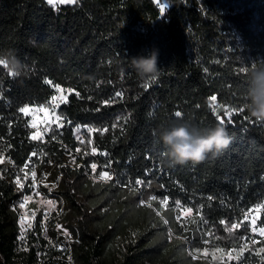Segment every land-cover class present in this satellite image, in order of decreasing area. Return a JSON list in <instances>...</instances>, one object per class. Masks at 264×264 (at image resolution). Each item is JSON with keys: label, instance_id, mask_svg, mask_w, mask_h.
Segmentation results:
<instances>
[{"label": "trees", "instance_id": "16d2710c", "mask_svg": "<svg viewBox=\"0 0 264 264\" xmlns=\"http://www.w3.org/2000/svg\"><path fill=\"white\" fill-rule=\"evenodd\" d=\"M168 2L161 15L154 0H79L58 8L47 0H0V52L11 50L26 65L19 76L0 65V264H40L42 256L63 258L53 264H69V256L73 264H211L187 251L191 241L194 251L203 249L198 229L211 230L214 245L225 250L244 242L236 238L246 237L244 228L231 237L225 229L264 203V123L244 119L246 110L234 114L224 125L230 146L195 165L170 164L154 133L181 120L200 129L219 124L210 107L213 95L218 104L244 108L247 70L264 62V0ZM153 50L161 73L143 81L130 59ZM57 84L73 90L65 91L68 102L58 109L63 126L44 142L33 141L30 119L20 108L47 105ZM90 127L108 130L88 132ZM110 163L115 180L90 178L109 171ZM35 166L54 176L60 220L72 240L53 224L47 236L54 245L41 227L20 239L24 194L16 180ZM136 179L145 181L143 192L130 188ZM152 196L175 237L168 239L161 217L141 205ZM165 197L169 209L158 202ZM177 200L193 209L187 229L175 221ZM131 230L137 237L125 247L130 255L116 260L112 240ZM237 264L261 262L248 252Z\"/></svg>", "mask_w": 264, "mask_h": 264}, {"label": "clouds", "instance_id": "9594fccd", "mask_svg": "<svg viewBox=\"0 0 264 264\" xmlns=\"http://www.w3.org/2000/svg\"><path fill=\"white\" fill-rule=\"evenodd\" d=\"M0 60L7 61L8 70L16 76L26 71V65L11 50L0 52ZM130 61L141 80L155 81L160 76L157 50H153L148 56L133 57ZM246 79L248 86L244 109L250 119L264 123V62H253L247 70ZM154 135L158 136V142L164 145L168 161L173 165L189 162L199 164L206 160L209 154L215 156L227 149L233 139L223 124L200 129L190 120H181L168 128L158 130Z\"/></svg>", "mask_w": 264, "mask_h": 264}, {"label": "rangeland", "instance_id": "374dc122", "mask_svg": "<svg viewBox=\"0 0 264 264\" xmlns=\"http://www.w3.org/2000/svg\"><path fill=\"white\" fill-rule=\"evenodd\" d=\"M154 2L159 6V4L156 2V0H154ZM161 3L165 4V10L169 7V2L168 0H160ZM56 95L59 97L60 95H64V96H68V94L66 92L63 93H56ZM51 103V101L43 106L45 108H47V111H40L39 109L42 106H34V107H28L29 109H36V111H30L29 114H27L26 116L30 118L31 120V125L33 123H35L37 125L36 128L31 127L32 129V134H31V139L33 134H37V129H39V135L42 136V139L40 140H33L36 142H44L46 136L48 135H53V133H55L56 131L60 130L63 126V122L62 119H60L59 121H56L55 123H52V121L55 119V115H59L58 114V109L59 107L63 104L61 103L59 105V107L56 109V113L55 115L52 113L51 108L48 107V105ZM51 128V131H47L45 132L44 129L45 128ZM77 137L83 141V139L81 138V132H79L77 134ZM81 149V148H79ZM87 151H84V155L87 154ZM79 167H81V165H79ZM35 171V184L33 186V177H32V171ZM27 173V179H25V174ZM92 173H97V167L95 172ZM97 175H91V179L95 182H101V183H106L104 181H100L98 179H94V177H96ZM21 183L24 184V187L20 190L23 191L24 196L25 195H29L32 196V200L29 201L25 208H20L19 204L23 201V198L21 199V201L18 204V209H19V213L20 216L23 215L25 212L28 213V217L29 220L26 222L25 227L27 229L25 235L30 231L35 233V228H42L43 231V237L51 244L54 245V241L51 239V237L47 236V226L48 224H53L54 226L57 227L58 230L63 231V236L64 237H71V234L68 232V230L65 228V224H63L64 222L60 219H62V217L60 218V215L62 213V201L58 198V193H56L57 190V183L54 182V176L52 175V173L47 170V169H40L39 167H31L29 169H26L24 171L23 177L19 178ZM112 180L113 177H112ZM27 190H29V194L27 193ZM23 196V197H24ZM51 200L54 201V207H49V205L46 203V201ZM102 200H96L94 201L95 204H100ZM149 202V201H148ZM142 205V204H141ZM148 207V206H147ZM33 212L35 213L34 217H33ZM27 223H31L32 227L29 229L27 228ZM65 233H67L68 235H65ZM131 233V236H130ZM131 239H135L137 237V231L136 230H131L129 232V235L127 233L125 234H119L117 235L111 243V255L114 256V258L116 260H123L124 257L130 255V253L127 251V249L125 248L126 245L128 244V240ZM245 242H242V244H244ZM261 246H264V240H262L261 242H257L255 244V248L259 249ZM65 245H61L59 247L60 250L65 251ZM193 248V246H192ZM203 248V247H202ZM203 249H200V253H196V255L200 258L199 260H206V259H210L211 260V264H237L241 259L244 258V256L247 254V250L244 251L243 256L240 259H229L227 256V253L229 251L232 250H225V252L223 254L219 253V252H215L214 247L210 248L208 247V253L205 256L203 254ZM236 251L232 252L233 256H236L239 251L240 248H235ZM68 250H69V246H68ZM194 252V250H192ZM264 254V253H262ZM216 256V259H213V256ZM62 257H57V258H53L50 259L47 256H42V258L40 259V264H53L54 262L58 263L62 261ZM66 262L69 264H73L71 261L70 256L66 259Z\"/></svg>", "mask_w": 264, "mask_h": 264}, {"label": "snow or ice", "instance_id": "6c2138e0", "mask_svg": "<svg viewBox=\"0 0 264 264\" xmlns=\"http://www.w3.org/2000/svg\"><path fill=\"white\" fill-rule=\"evenodd\" d=\"M79 2V0H47V3L50 5V6H53V7H57L59 5H65V4H77ZM156 2L159 4V10H160V13L161 15L164 14L165 12V4L161 3L160 0H156ZM0 65H2L5 69H7L8 71V74L11 75V76H16L15 73L11 72L8 70V65H7V61L5 60H0ZM45 84H49L51 85L52 84V81H49V80H45L44 81ZM55 90L56 92L58 93H63V92H69L71 93L73 90L72 89H63L61 88L60 85H55ZM145 87H147V85H145ZM77 96H79V93H76ZM123 96V93L122 92H117L115 93V97H121L122 98ZM115 97H113L112 100H106L104 101L103 103L105 104H109L111 102H113V100L115 99ZM67 96H64V95H60L59 97L57 95H52L51 96V103L48 105L49 108H51V111L52 113L55 115L56 113V109L59 107V105L61 103H67ZM210 107H211V110L213 113H217L219 109L223 108L224 109V112H223V116H220V115H217V120L219 122V124H223L225 125L226 124V120L228 123H231L232 120H231V117L234 115V114H240V113H243L245 111V109L243 107L241 108H235V107H229V106H225V105H222V104H218L217 103V97L215 95L211 96L210 97ZM40 111H47V108L45 107H41L39 109ZM30 111H36V109H29L28 107H22L20 108V112L21 113H24L25 115L29 114ZM175 115H182L181 112L177 111L175 113ZM61 119V116L59 115H55V119L52 121V123H55L56 121H59ZM125 121L128 119L127 117L124 118ZM244 119L246 120H250L249 117H245ZM27 126V125H26ZM113 127H116V124H113L112 125ZM31 127L33 128H36L37 125L35 123H33L31 125ZM52 129L49 127V128H45L44 131L47 132V131H51ZM107 131L108 129H93V128H88V132H92V131ZM77 131H79V129H77ZM39 129H37V134H33L32 136V139L33 140H40L42 139V136H40L39 134ZM83 143V141H81ZM89 143H91V141H89ZM77 151H79V149H77ZM96 152V149L93 148L92 149V154H95ZM35 154V153H34ZM104 155H107V153H103ZM3 160L0 159V163H2ZM27 167V165L25 166ZM96 167L97 165L95 163H93L91 165V168L93 170V172H95L96 170ZM21 171H23V169H21ZM32 177H33V186L35 184V171L33 170L32 171ZM25 179H27V173L25 174ZM94 179H98L100 181H104V182H107V181H111L112 180V176L109 174V172L107 171H101L98 176L94 177ZM136 185H140V184H143L144 181L140 180V179H136L135 182H134ZM16 184H17V187L22 189L24 187V184L21 183L20 179L17 178L16 180ZM209 200H211V197L208 198ZM32 200V196H29V195H25L23 197V201L19 204V207L20 208H25L26 204ZM157 200V197L155 196H152L151 197V200L147 203V206L148 207H152V203L151 201H156ZM159 204L162 206V207H166L168 205V199L167 197L163 198V199H160L159 201ZM46 203L49 205V207H54V201H51V200H48L46 201ZM141 203H145L144 201H141ZM174 204L177 206V207H180L181 206V202L180 201H174ZM262 209H264V203H261V204H258L255 206V212L256 213H259ZM193 209L191 207H186L184 208V214H187V215H191ZM252 209H249L247 211H245L243 213V217L241 220H239V222H232V223H229L227 224L226 226V231L229 233V236L231 237L232 234H233V231L235 229H240V228H244L245 231H248V229L250 228L251 230V233L255 234V233H259V236L260 237H264V226H257V220L259 219V217H255V218H251V213H252ZM33 217L35 215V213L33 212ZM157 215H160L159 213H157ZM179 219V217H177ZM29 220V217H28V213L25 212L23 215L20 216V239L23 241L24 238H25V233L27 231L26 227H25V224L26 222ZM161 220L163 222L164 225H168L169 221L165 218H163L161 216ZM245 222H248L247 224ZM226 222L225 221H221V224H225ZM32 227V224L31 223H27V228H31ZM65 235H68L67 233H65ZM205 235H208V236H211L212 233H206ZM167 238L168 239H171L172 238V230L169 228L168 229V233H167ZM237 239L239 240H245L246 238L244 236H239V237H236ZM215 239H222L221 237H215ZM247 243H244V244H241L239 246L240 248V251L239 253L236 255V256H233L232 255V252L236 251L235 247L229 251L227 253V256L228 258L231 260V259H240L242 256H243V253L245 250L248 249V245L249 243L251 245H255L257 243L256 239L249 236L247 237ZM203 243L205 245H207L209 243V240L207 239H204L203 240ZM214 249H215V252H219L221 254H223L225 252V249L223 248H219L218 246H215L214 245ZM201 250L199 248L195 249L194 252H190L189 255L192 256L193 259H196L197 256H196V253H199ZM208 253V249L205 248L203 250V254L206 256ZM261 253H264V246H261L259 249H256L255 250V254L257 256L260 257V262L261 264H264V255H261ZM213 259H216V256L214 255L213 256Z\"/></svg>", "mask_w": 264, "mask_h": 264}, {"label": "built area", "instance_id": "2783aa9c", "mask_svg": "<svg viewBox=\"0 0 264 264\" xmlns=\"http://www.w3.org/2000/svg\"><path fill=\"white\" fill-rule=\"evenodd\" d=\"M26 116V115H25ZM27 117V116H26ZM30 119V118H29ZM30 124H31V120H30ZM107 172H109V174L111 175V174H113V175H111L112 177H114V170H113V164L112 163H110V165H109V171H107ZM148 175V174H147ZM141 180V179H140ZM144 187V185H142V184H140V185H136L135 183L133 184V185H131L130 186V188H133V189H135V190H137V191H139V192H141V189ZM167 199H168V203H170V200H169V198L167 197ZM176 208H177V211L178 212H180V217L183 219V220H185V226H191V224L193 223V220H194V214H193V211H192V213H191V215H187V214H184V212H181V206L180 207H177V206H175ZM250 209H252L253 211H252V213H251V218H255V217H259V219L257 220V226L259 227V226H264V209H262L259 213H256L255 212V206L254 207H251ZM249 210V209H248ZM247 211V210H246ZM245 212V211H244ZM199 216H201L200 214H199ZM242 217H243V214H242ZM246 224L248 223V222H245ZM203 231L205 232V234L206 233H212V235L211 236H208V235H205V239H207V240H209V242H211V243H214V240H213V232L211 231V230H207V229H203ZM246 236L247 237H249V236H251V237H253V238H255L256 239V241L257 242H261L262 240H264V237H260L259 236V233H255V234H253V233H251V230H250V228L248 229V231L246 232ZM248 242V241H247ZM255 251V245H251L250 243H249V245H248V249H247V253L248 252H252V253H255L254 252Z\"/></svg>", "mask_w": 264, "mask_h": 264}, {"label": "bare ground", "instance_id": "6f19581e", "mask_svg": "<svg viewBox=\"0 0 264 264\" xmlns=\"http://www.w3.org/2000/svg\"><path fill=\"white\" fill-rule=\"evenodd\" d=\"M148 174V176H150L151 175V172H148L147 173ZM113 179L115 180V177H113ZM142 181H144L143 179H141ZM151 184V183H150ZM142 185H144V187L141 189V192H143V190H144V188L146 187L145 186V181H144V183L142 184ZM147 185L149 186V184L147 183ZM151 187V186H150ZM141 201H144L145 203H141L143 206H147V203H148V201H145L144 199H142ZM169 203H168V205L166 206V207H162V208H164V209H169ZM150 208H153L154 210H155V212L156 213H159L160 215H158L159 217H163V215H162V211H160V209H157L153 204H152V207H150ZM181 212H184V208L181 206ZM177 217H179V219L177 218ZM163 218H165V217H163ZM174 218H175V221L177 222V223H179L182 227H184L185 229H187V227H189V226H185V220H183L181 217H180V212H178L177 211V208L176 207H174ZM166 219V218H165ZM196 225V224H195ZM168 228H170V226H169V223H168ZM196 228V227H195ZM199 228V227H198ZM243 228V227H242ZM171 229V228H170ZM172 230V229H171ZM189 231V230H188ZM192 232V231H191ZM191 234V233H190ZM189 234V235H190ZM172 236L173 237H175V234H174V232L172 231ZM179 239H181V240H184V241H187L188 239H187V236H177ZM246 239L244 240V242L245 243H247V236L245 237ZM196 239V238H195ZM198 239H199V241L198 242H200V246L201 247H203V248H208V247H210V248H212V247H214V243H211V242H209L207 245H205L204 243H203V240L205 239V232L203 231V228H201V229H198ZM194 241V240H193ZM192 244L193 245H195L194 244V242H192L191 241V243H189L188 244V248H187V251H188V253H190V252H193L192 250H193V248H192ZM216 245H217V243H216ZM219 246V245H218ZM221 246V245H220ZM233 249V248H232ZM197 256V255H196ZM192 257V256H191ZM200 258L197 256V258L196 259H193V260H195V261H198ZM206 261H208V262H210L211 263V260L210 259H206Z\"/></svg>", "mask_w": 264, "mask_h": 264}, {"label": "water", "instance_id": "95a60500", "mask_svg": "<svg viewBox=\"0 0 264 264\" xmlns=\"http://www.w3.org/2000/svg\"><path fill=\"white\" fill-rule=\"evenodd\" d=\"M223 112H224V109L221 108V109L218 110L217 113H215V115H216V116H217V115H221Z\"/></svg>", "mask_w": 264, "mask_h": 264}]
</instances>
